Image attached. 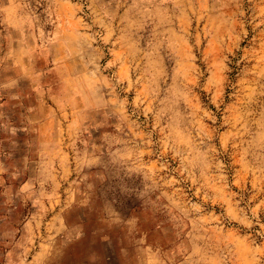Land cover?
<instances>
[{
	"label": "rangeland",
	"instance_id": "obj_1",
	"mask_svg": "<svg viewBox=\"0 0 264 264\" xmlns=\"http://www.w3.org/2000/svg\"><path fill=\"white\" fill-rule=\"evenodd\" d=\"M0 2L63 71L56 157L0 101V264H264V0Z\"/></svg>",
	"mask_w": 264,
	"mask_h": 264
},
{
	"label": "crops",
	"instance_id": "obj_2",
	"mask_svg": "<svg viewBox=\"0 0 264 264\" xmlns=\"http://www.w3.org/2000/svg\"><path fill=\"white\" fill-rule=\"evenodd\" d=\"M91 8L93 13L99 10L95 3L92 4ZM15 10V5L0 2L2 21L8 25L16 22ZM8 25L5 26L6 29L9 28ZM4 41L5 50L1 60L6 67L12 68L11 71L14 72H8L0 76V82L2 83L0 101H2L1 98L4 99L2 101V104H4L11 96H15L19 101L21 100L24 112L21 124L28 127L32 132L30 140L39 152V159L50 152H54L53 156L56 157L58 152L56 143L61 140V135L58 134L57 130L56 110L59 109L58 106L63 93V71L56 63L55 52L52 53V62L47 65L43 64V59L39 60L37 57V60L34 61L36 56L21 53L24 49L22 38L16 35L14 37L6 36ZM59 42V40L54 42L52 44L53 48L58 46ZM30 59H33V61H30ZM45 60L47 62V58ZM50 78H52L51 82L48 81ZM40 80L47 82L40 84L42 83ZM0 110H2L1 107ZM0 116L3 117V115ZM36 164L39 168L44 166L41 160Z\"/></svg>",
	"mask_w": 264,
	"mask_h": 264
}]
</instances>
